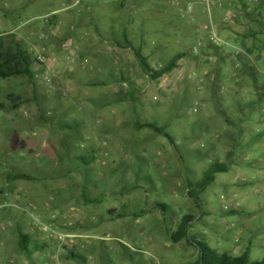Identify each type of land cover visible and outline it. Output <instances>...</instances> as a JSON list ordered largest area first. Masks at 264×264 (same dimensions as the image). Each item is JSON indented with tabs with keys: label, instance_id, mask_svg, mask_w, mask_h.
I'll list each match as a JSON object with an SVG mask.
<instances>
[{
	"label": "rangeland",
	"instance_id": "obj_1",
	"mask_svg": "<svg viewBox=\"0 0 264 264\" xmlns=\"http://www.w3.org/2000/svg\"><path fill=\"white\" fill-rule=\"evenodd\" d=\"M10 1H15L14 8L0 7V25H11L0 34L28 23L26 40L47 49L43 42L50 32L36 30L42 41L30 40L26 31L45 26L49 19L42 16L53 12L46 9L53 0ZM103 1L84 0L74 6L76 0H61L54 8H90L100 14ZM131 1L125 11L119 7L122 0L117 2L122 27L96 29L101 42L94 60L87 58L92 43L81 42L73 69L62 64L52 70L36 63L33 84L23 78L0 80V206L9 205L0 211V241L9 250L0 264H51L59 250L60 264H196L197 251L171 239L188 215L189 238L220 253L238 257L248 250L252 262L264 260V105L261 111L246 109L255 101L253 86L264 93V41L253 49L251 60L241 62L254 69L256 84L249 75L235 81V71L242 66L235 69L223 54L225 65L210 64L213 71L220 69L216 86L205 82L200 90L192 69L209 68L207 59L202 65L188 61L202 26L190 10L195 0ZM211 4L205 22L211 15L232 23L233 2ZM65 14L63 10L59 16ZM83 31L88 34L91 29ZM161 46L167 50L161 51ZM137 54L152 72H144ZM177 55L183 56L181 65L155 80L154 71ZM12 120L22 125L13 127ZM89 157L93 164L83 166L79 159ZM214 163L229 171L218 174L197 202L189 196L188 184L200 182ZM16 174L36 181L12 179ZM97 199L95 208L103 211L104 221H110L107 213L114 209L127 217L112 228L122 245L76 246L78 257L90 263L71 259V249L61 248L14 207L31 205L32 215L45 222L54 213L60 215L59 231L66 230L60 225L62 215H83L84 222L73 226L76 231L88 233L96 226L105 232L106 223L89 218L90 202ZM20 232L45 243L30 261L19 250Z\"/></svg>",
	"mask_w": 264,
	"mask_h": 264
},
{
	"label": "crops",
	"instance_id": "obj_2",
	"mask_svg": "<svg viewBox=\"0 0 264 264\" xmlns=\"http://www.w3.org/2000/svg\"><path fill=\"white\" fill-rule=\"evenodd\" d=\"M60 1L61 0H53V2L51 1L50 6L48 4V7L46 9L48 10L53 9L52 10L53 12L42 16V17H45L48 15H51L48 22L45 23V26L43 27L34 26L26 31V37L29 38L30 40L32 38L35 40H39L43 38L41 35L35 34L36 30H41V29L43 30L44 28L46 31L50 32L49 37L47 36L45 38L46 41H44L43 43L45 45L47 44L46 52L52 58H54L53 59L54 63H51L49 66L50 69L52 70H56V68L62 64H66L65 66H67V69H73V67L71 66V63L73 64V62H75L76 59L79 58L80 56L79 54L81 51L78 48V44L81 42L83 43L87 42L88 44L92 43V47L90 49L91 51H88V54H91L92 56L91 55L90 56L86 55V56H88L87 57L88 59L94 60L95 56H98L97 48L95 47L96 45H98V43L101 42V38L97 37V35L95 34L96 29L97 28L101 29L102 27H104V25H108L106 27H112V28L122 27V13L117 12L116 10V8L118 9L116 0H104L103 4L99 6L101 9L100 14H98L97 11L95 10H91L90 8H85L83 11H80V12H73L72 10L73 7L65 8V9L62 8L60 10L55 9L54 5ZM211 1L212 0L209 1V5H208L206 3H203V4L199 3V0H195L194 7L190 9L191 11H193L194 22L202 25L201 32L197 38V43L195 44V46L198 44V39L200 36H203V35L206 37L209 36V31H207L208 28H214L220 37L243 48L248 53V56L240 59L238 63H230L235 69L240 68V66H242L241 65L242 63H245V62L247 63L249 60L252 59V56L250 54L253 51V49H255L256 45H258L259 43L261 44L262 41H264L263 40V37H264V16H263L264 0H229L230 2H233V7L232 6L230 7V11L234 9L232 15L237 14L238 19H239L234 24H229V23L226 24L227 20L221 17H218V16L212 17L211 15L209 17V23L205 22L204 15L206 14V12L210 13V11H212ZM13 2L15 1L0 0V7L12 8L14 6ZM130 2L132 1L122 0V5L124 6V8L122 9L123 11L127 10L130 7ZM112 3H114L115 5L114 8H113ZM240 8L244 10V13L240 12ZM63 10L64 12H66V14L59 16ZM129 14L126 15L127 18ZM134 14H136L135 11H134ZM256 18L258 20H256ZM128 21L131 22V20H128ZM6 23L7 24L3 23L0 25L1 30L9 29L10 26L6 28V25H9L10 23H8L7 21ZM85 29H91V31L87 34V33H84L83 31ZM41 40L43 41V39ZM164 50H167V48L165 46H161V51H164ZM224 52L228 56L225 50ZM210 58L217 62L216 60L217 58L215 56H210ZM88 59H86V61H89ZM188 61H191L194 64L195 63L201 64L202 58L199 59L197 57L192 56L190 59H188ZM182 62H183V59H181L180 62L177 63V66L181 65ZM33 70L35 71V69ZM70 85L74 88V85L72 82L70 83ZM101 108L103 111L105 110V106H101ZM10 122H11L10 124L13 127L22 125L21 121L19 120H12ZM98 152L99 154H102L103 149L102 150L98 149ZM58 198H61V197H58ZM66 199L68 198L66 197ZM98 203H99L98 199H97V202L96 201H93V203L90 202L89 207L93 215H89V218H90V222L92 223L93 221H96V222L100 221V223H106L104 225V228L106 230V231L104 230L105 232L100 231L102 227H100V229H96L97 228L96 226H94V229L90 230L88 233L82 232V231H76L73 226L77 225L76 224L77 222H80V223L84 222L83 215H62L61 224H60L61 227L65 228L66 230H71L75 234L78 235L79 240L77 241L76 246L79 245V247H81L82 249L84 248L85 243H91L94 245H98L100 243L110 248L115 244L114 242H117L120 245H122V238L118 237L116 232H113L112 230L113 227L118 226L119 220L108 221L105 219L106 221H104L103 217L105 216V214L103 213V211H100L97 208H95V206H97ZM242 224H246V223L244 222ZM23 234L27 235L26 233H23ZM46 242L47 244L48 243L51 244L50 240L49 241L46 240ZM4 244L5 243L3 241H0V258L2 256H7L6 254L9 251L7 250ZM42 244L45 245V243H42ZM76 246L73 249H71L74 255L76 253L75 256L78 259L82 260L83 263H86V262L90 263V260L86 259L82 255L78 257L77 254L79 253L78 251H76V248H77ZM19 250H20V240H19ZM57 253H60L61 256L63 255V252H61L60 250ZM11 263H13V261H11Z\"/></svg>",
	"mask_w": 264,
	"mask_h": 264
},
{
	"label": "trees",
	"instance_id": "obj_3",
	"mask_svg": "<svg viewBox=\"0 0 264 264\" xmlns=\"http://www.w3.org/2000/svg\"><path fill=\"white\" fill-rule=\"evenodd\" d=\"M121 9L124 8L122 4L119 6ZM0 34V80H8L13 78H23L30 83H34L35 80V72L34 66L36 65V61L34 57L27 51L24 46V43L20 41L17 37L13 35L2 36ZM218 53H221L218 56ZM207 54V55H206ZM204 53L201 61V65L205 59H209L210 56H215L217 58L216 66L222 67L224 61L227 59L221 55L225 54L224 50L213 45L208 47V50ZM137 58L140 60L142 64L144 72H152L150 67L148 66L146 59L137 54ZM183 58L182 55L177 56L174 58L166 67H164L160 71H154L152 77L155 80L163 78L165 75L171 73L173 70L177 68V63ZM199 58V59H201ZM204 59V60H203ZM207 61L204 63L209 68L210 62ZM226 63V62H225ZM199 65V63H198ZM249 65L243 64L240 70L235 71L236 79L235 81L239 80L241 75H249L252 80L255 78L253 74L251 75V71H254L253 68L248 67ZM219 68L215 67L214 71V80L213 86L215 87L217 84L218 76H219ZM254 93H255V101L249 103L246 109L248 111L254 112L261 111V107L264 105V93L262 89H259L257 86H253ZM148 128H152L156 130L158 133L163 134V129H156L155 127L148 126ZM241 129V127H240ZM168 138V135H165ZM260 138V137H259ZM80 162H82L83 166H89L93 164L94 159L93 157L89 158H80ZM229 168L226 165L214 163L211 165L210 169L204 175V178L197 183H189V196L194 199L195 201H199V195L207 190V188L212 185L218 174H227ZM12 179L14 180H23V181H36L33 177L25 174H16L13 175ZM160 208H167L165 205H160ZM127 216L122 214V210L114 209L110 210L107 213V218L110 221L122 220L125 219ZM191 216L183 217L180 225L178 226L177 230L171 234V239L175 244H178L182 241H185L187 245L193 247L198 253V259L196 264H264V260L260 262H252L249 257V251L244 252L241 256H233L228 253H220L217 250L211 248L206 242H202L195 238L188 237V226L191 222ZM20 237V251L26 256L27 260L30 261L33 254L37 253L38 251L42 250L45 245L35 243L29 236L23 234L22 232L19 233ZM35 243V245H34ZM71 259H76L77 257L74 255L73 251L70 250L68 252Z\"/></svg>",
	"mask_w": 264,
	"mask_h": 264
},
{
	"label": "built area",
	"instance_id": "obj_4",
	"mask_svg": "<svg viewBox=\"0 0 264 264\" xmlns=\"http://www.w3.org/2000/svg\"><path fill=\"white\" fill-rule=\"evenodd\" d=\"M84 0H76L74 6H79L83 3ZM117 2L121 0H116ZM210 0H199V3H206L209 5ZM191 9V7H190ZM51 16H47L46 19H49ZM238 15L236 14L234 18L232 19V23L234 24L236 21H238ZM28 23H20L19 26L14 28V30H10L9 32L4 33L2 36H8L13 35L17 37L20 41H24L25 47L27 51L34 57L36 63L41 66H50L51 63H49L48 55L46 52V49L40 48L39 46L32 44L26 40L24 37L25 29L28 28ZM207 31H209V36H200L198 39V44L193 47L191 50V55L193 57L201 58L203 54L208 50V47L210 45H213L215 47L221 48L226 51L228 54L230 60H232L234 63H238L240 59L243 57L248 56V53L241 47L233 44L232 42L220 37L217 33V31L214 28H208ZM208 61L210 64L215 65L216 61L209 58ZM214 71L212 68H200L199 66H196L192 69V78L196 81H198V89H202V85L205 82H213L214 80ZM174 89L177 91L179 90V85H175ZM64 98H67V93L63 94ZM194 112H197V109L194 110ZM9 206V205H8ZM8 206H0V211L4 210L5 208H8ZM18 210H21L22 213H24L26 216H28L32 222L35 224L38 229L45 233L49 238L55 240L61 248H67V249H73L77 245V241L79 240V237L77 234H75L71 230H65V231H59L57 229L59 222V216L56 213H54L51 216L50 221L45 222L40 217H35L32 215L34 211V207L31 205L26 206L24 208H19L18 206H14ZM51 264H60V253H57L51 257Z\"/></svg>",
	"mask_w": 264,
	"mask_h": 264
}]
</instances>
